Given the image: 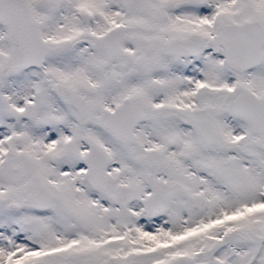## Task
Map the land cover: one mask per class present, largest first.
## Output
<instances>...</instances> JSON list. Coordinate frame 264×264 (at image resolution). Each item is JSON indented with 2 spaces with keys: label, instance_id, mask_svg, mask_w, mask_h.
I'll return each mask as SVG.
<instances>
[{
  "label": "snow or ice",
  "instance_id": "1",
  "mask_svg": "<svg viewBox=\"0 0 264 264\" xmlns=\"http://www.w3.org/2000/svg\"><path fill=\"white\" fill-rule=\"evenodd\" d=\"M0 264H264V0H0Z\"/></svg>",
  "mask_w": 264,
  "mask_h": 264
}]
</instances>
